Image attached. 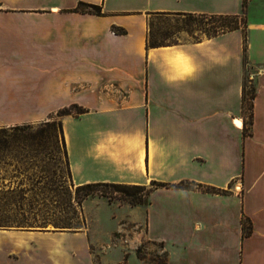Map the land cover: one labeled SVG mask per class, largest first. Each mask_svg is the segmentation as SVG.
Returning <instances> with one entry per match:
<instances>
[{
    "label": "crops",
    "instance_id": "crops-1",
    "mask_svg": "<svg viewBox=\"0 0 264 264\" xmlns=\"http://www.w3.org/2000/svg\"><path fill=\"white\" fill-rule=\"evenodd\" d=\"M81 1L103 13L77 10ZM243 9V0H0V127L56 115L77 186L158 183L146 204L114 210L124 220L112 234L126 248L117 256L91 250L88 219L75 231L0 226V264H146L135 252L144 242L164 245L165 264H264V0H247L246 50L242 27L148 46L152 17ZM246 80L256 87L251 121ZM75 105L83 112L61 114Z\"/></svg>",
    "mask_w": 264,
    "mask_h": 264
},
{
    "label": "rangeland",
    "instance_id": "rangeland-1",
    "mask_svg": "<svg viewBox=\"0 0 264 264\" xmlns=\"http://www.w3.org/2000/svg\"><path fill=\"white\" fill-rule=\"evenodd\" d=\"M246 4L247 0H243V11L228 15L242 27L244 43ZM210 25L199 16L152 17L148 40L172 44L203 38ZM253 87L254 83L246 80L245 109L249 121ZM67 109L71 113L80 111L75 106ZM50 118L48 123L23 124L17 129L7 127L0 131V222L75 231L82 229L89 219L92 220V234L88 239L91 250L98 255L97 249H101L110 257L117 256L126 248L122 240L112 234L121 232L118 223L124 220L114 210L133 204L135 198L109 185L77 186L70 175L58 118L56 115ZM154 185L150 182L139 189L136 198L142 197L146 204V193ZM138 248L135 252L146 264H158L165 259L163 244L144 242ZM94 258L99 260L97 256Z\"/></svg>",
    "mask_w": 264,
    "mask_h": 264
},
{
    "label": "trees",
    "instance_id": "trees-1",
    "mask_svg": "<svg viewBox=\"0 0 264 264\" xmlns=\"http://www.w3.org/2000/svg\"><path fill=\"white\" fill-rule=\"evenodd\" d=\"M77 10H81V11H88V12H92L98 15H101L102 12V5L99 4H93V3H87V2H79L78 6H77ZM184 16H190V17H201L203 21H205L207 24H211L210 28H208V30L206 29L204 32H206L208 37L211 36H216L218 34L227 32V31H231V30H235V29H239L240 26L238 24L237 21L232 20L230 17H228V15H207V14H192V13H187ZM217 22H220V24H218ZM116 31H118L119 33H125V29L122 27H116L115 26ZM202 38V37H201ZM196 38L194 40H200L201 39ZM174 44V43H172ZM160 45H169V43H156V42H150L148 40V46H160ZM247 49V35L245 36V43H244V50ZM245 60L247 62V59L245 57ZM252 97H251V107L252 108V100L255 97L256 94V87L254 86L252 89ZM246 84L244 86V106L246 104ZM75 107H79L76 106ZM80 108V112H83V108ZM63 113H71L70 109H65L64 111H62L61 114ZM252 120V115H250V121ZM48 123V122H47ZM59 124V128L62 131V127H61V123L60 121H58ZM13 128H19V125L16 126H12ZM7 129V127H0V131H5ZM155 185H158V183L154 182ZM98 185H106V186H111L113 188H116L118 190H121L125 195L129 196V197H134V201L132 202L134 205L137 204H143L144 201L142 199V197L140 198H136L137 192L139 189H142L144 186L143 185H129V184H118V183H90V184H86L80 187H91V186H98ZM152 190V188H150L148 190V192L146 194L149 195L150 191ZM148 200L145 201V203H147ZM0 226H13V225H9V224H2L0 222ZM17 227H27L26 225H16ZM28 227H32V225H29ZM253 232V225L251 222H248L247 220L244 221L243 224V236L247 237L249 236L251 233ZM138 253H141V248L137 249ZM168 259V252L165 251V259L158 263V264H165L167 262Z\"/></svg>",
    "mask_w": 264,
    "mask_h": 264
},
{
    "label": "bare ground",
    "instance_id": "bare-ground-1",
    "mask_svg": "<svg viewBox=\"0 0 264 264\" xmlns=\"http://www.w3.org/2000/svg\"><path fill=\"white\" fill-rule=\"evenodd\" d=\"M234 122H235V124H237L238 126H242V120H241V119H235Z\"/></svg>",
    "mask_w": 264,
    "mask_h": 264
},
{
    "label": "built area",
    "instance_id": "built-area-1",
    "mask_svg": "<svg viewBox=\"0 0 264 264\" xmlns=\"http://www.w3.org/2000/svg\"><path fill=\"white\" fill-rule=\"evenodd\" d=\"M258 73H264V67H262V68L258 71ZM108 196H109V198H111L110 195H108Z\"/></svg>",
    "mask_w": 264,
    "mask_h": 264
}]
</instances>
